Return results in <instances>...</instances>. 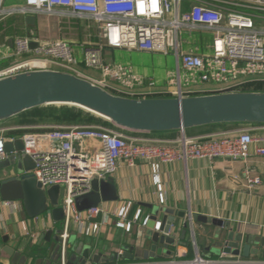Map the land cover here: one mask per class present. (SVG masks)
I'll return each mask as SVG.
<instances>
[{"label": "built area", "instance_id": "obj_1", "mask_svg": "<svg viewBox=\"0 0 264 264\" xmlns=\"http://www.w3.org/2000/svg\"><path fill=\"white\" fill-rule=\"evenodd\" d=\"M5 1L0 0V22L21 15L48 17L60 22L80 21L88 32L95 31L93 44L85 49L82 58L86 67L100 71L101 78L87 77L78 70L69 42L40 43L34 48L35 41L25 36L15 38L14 50L3 57L13 58L14 62L4 67L0 63V79L28 71L63 70L88 79L113 95L143 97L125 91L131 88L129 75L104 61L102 52L107 49L163 56L173 53L178 62L179 82L182 68L198 73L203 83L228 85L225 92L246 91L252 83L264 80V0H25L24 4L12 6H6ZM184 32L211 33L209 53L185 52ZM192 95L179 88L170 96ZM243 127L231 134L193 138L182 134L173 141H152L113 127L83 124L50 126L19 137L2 132L0 163L10 156L5 152L6 142L22 139L29 144L24 153L32 157L35 164L32 172L42 189L61 188L60 205L65 209V218L59 230L60 264H67L72 230L90 229L97 235L102 227L98 219L108 214L103 205L83 213L76 208L75 199L91 191L92 181L113 177L121 164L134 167L138 162L147 163L154 170L160 201L164 203L163 187L157 183L163 164L194 159L246 162L252 152L264 158V126ZM86 142L100 146L87 151ZM234 178L249 189L263 186V179L251 168ZM16 204L5 202L6 207ZM130 209L128 205L113 213L118 219L116 226L128 231L139 221L140 214L131 221ZM168 264H213V261L197 254L192 260Z\"/></svg>", "mask_w": 264, "mask_h": 264}, {"label": "crops", "instance_id": "obj_2", "mask_svg": "<svg viewBox=\"0 0 264 264\" xmlns=\"http://www.w3.org/2000/svg\"><path fill=\"white\" fill-rule=\"evenodd\" d=\"M14 0H10L12 3ZM19 1V0H18ZM20 2L24 4L25 0ZM27 16L9 17L0 22V60L1 66H8L14 62L13 58L3 59L14 50L15 38L29 36L35 44L51 43L59 40L69 42L78 61L77 68L85 76L101 78L100 71L91 69L83 64L85 49L91 46L95 31L88 30L81 24L75 27V21L60 22L48 17L37 18V27L30 28L25 22ZM77 23V22H76ZM46 30V32H45ZM211 38L207 41H185L183 50L207 54L210 51ZM93 44V43H92ZM106 49L102 52L105 62L120 67L125 73L128 70L119 62L122 57L124 64H129L137 75L138 84L133 85L126 92L143 97H168L173 91L181 88V82L168 84V79L155 67L148 68L145 64L147 58L163 55L145 53L140 51H111L105 57ZM107 59L109 61H107ZM123 63V62H122ZM178 68V62L176 59ZM80 68V69H79ZM158 68V67H157ZM150 78L149 86H143L142 77ZM199 75V74H198ZM146 82V81H145ZM228 85H221L210 81L200 82L190 88L182 90L190 95H209L227 91ZM248 90L264 92V80L252 83ZM43 116V114H42ZM41 116L38 110L29 111L15 119L6 121L0 125V134L22 136L31 131H43L50 125ZM44 119V120H43ZM43 120V121H42ZM243 126L222 125L207 128L193 129L185 133L189 138L209 136L212 134H231L239 131ZM4 133V134H5ZM181 132L155 133L154 135H141L152 141H173L182 136ZM96 142H86L87 151L98 148ZM158 172V181L164 191V203H161L154 170L150 165L138 162L134 167L121 164L118 172L113 176L119 192V202L115 204L105 203L103 207L108 214L98 219L102 227L97 235H93L90 229L78 230L74 228L71 238H74L81 246H90L91 255L87 264H155L170 261H186L194 259L197 254L213 261V264H264V158L256 156L253 152L248 161L216 159L213 162L206 159H194L189 161L177 160L173 163L163 164ZM252 169L255 175L263 179V186L249 189L243 181H237L234 177L241 175L245 169ZM2 175L0 174V177ZM130 205L129 220H133L139 214V221L132 224L130 231L116 226L118 219L113 213L122 207ZM164 208L170 211L175 218L171 238L175 245L159 244L166 255L159 261L151 255H156L152 244L147 247L142 238L145 234L146 224L151 216V208ZM195 215L208 219H216L227 225L225 228L215 224L202 223L193 220ZM163 216L158 218L162 221ZM103 220V221H102ZM61 223H55L50 215L45 214L39 218L31 219L23 209L21 203L13 207H6L5 201L0 196V264H60V257L54 256V240H41L42 236L50 229L60 230ZM229 231H236L242 235V240L252 237L257 241L252 250H257L258 255H251L249 259L243 257L224 256L218 247L216 234L219 238ZM245 245V242L243 243ZM13 249L21 255L16 263L12 262V255L7 250ZM149 252V260L145 258V251ZM127 254L117 260L119 255ZM132 257V259H130ZM26 258V261L23 260ZM71 256L67 255V263ZM73 259L74 264L81 263ZM236 261H241L237 263Z\"/></svg>", "mask_w": 264, "mask_h": 264}, {"label": "water", "instance_id": "obj_3", "mask_svg": "<svg viewBox=\"0 0 264 264\" xmlns=\"http://www.w3.org/2000/svg\"><path fill=\"white\" fill-rule=\"evenodd\" d=\"M25 22L30 28L37 27L35 16H27ZM37 46L33 44L32 47ZM47 106H66L84 111L102 119L116 130L133 135L174 132L185 134L193 129L222 125L264 126V92L253 90L209 95L130 98L113 95L90 80L63 70H35L0 79V125L26 112ZM28 146V142L22 139L6 142L5 152L10 156L0 163V196L5 202L21 203L31 219L47 214L51 215L55 223L60 224L65 218V209L60 205L62 190L57 186L42 189L32 172L34 161L30 155L24 153ZM90 189L89 193L75 199L76 208L81 213L96 209L105 203L119 202V192L113 177L92 181ZM151 211L142 240L147 247L154 244L152 248L156 255L152 254L151 257L159 261L166 255V250L163 247L158 249L157 246L175 245L170 236L175 218L164 208L152 207ZM161 216L163 219L159 222L158 218ZM193 220L227 227L216 219L200 215H195ZM215 237L224 256L249 259L253 254L258 255L257 250H252L253 245H257V241L252 237H246L245 245L242 235L236 231H229L220 238L219 234H216ZM51 239L54 240V256L59 258V230L50 229L41 238L48 242ZM68 244L71 260L67 264H74L73 259H82L79 264H87L91 247L81 246L71 237ZM7 253L12 255L13 263L21 259V255L13 249L9 248ZM123 257L130 256L121 254L117 260ZM145 258H149L148 250L145 251ZM23 260L26 261V258Z\"/></svg>", "mask_w": 264, "mask_h": 264}, {"label": "rangeland", "instance_id": "obj_4", "mask_svg": "<svg viewBox=\"0 0 264 264\" xmlns=\"http://www.w3.org/2000/svg\"><path fill=\"white\" fill-rule=\"evenodd\" d=\"M20 2H23L22 0H14L12 1V3H10V0H6L5 4L6 6H12V5H17L20 4ZM250 13H253L252 11H250ZM75 27L79 26L81 23L77 21L74 22ZM46 32V30H45ZM183 39H185L187 42H191V41H199L200 38H203L204 41H207V39L211 38L212 39V35L211 33L207 34V33H192L189 34L188 32H184L183 33ZM106 54L105 57H107V55L110 53V50H105ZM151 58H147V60L145 61V64L148 68L151 67H155V69L160 70L161 73L164 74L165 78L168 79V84H173V83H177L178 82V74H177V64H176V56L171 53L168 54L167 56H162V57H157L155 56L153 61L151 60ZM119 62H117V64H122L126 70H128L129 72V80H131V82H133V85H137L138 84V79H137V75L136 72L134 71V69L129 65V64H124V60L122 57L118 58ZM107 61H109L107 59ZM123 62V63H122ZM107 64H109V62H106ZM158 67V68H157ZM80 69V68H79ZM81 70V69H80ZM179 73L182 76V80H181V90H185L186 88H190L192 87L194 84H198L201 82L200 77L198 75V73L195 72H187L185 70H183L182 68L180 69ZM144 80L143 86H149V80L150 78H145V75L142 77ZM146 81V82H145ZM229 81H232V78H229ZM38 111H46L47 113V117L45 119L46 122H49L50 125H56V126H64V125H96L99 126L101 124H95V120L92 121V117L87 116L85 114H80L79 117H76L75 119H71L72 115L74 114V112H77L75 108H71V107H66V106H61V107H55V106H47V107H43L42 109H37ZM35 111V110H33ZM96 119V118H94ZM98 120H102V119H98ZM103 121V120H102ZM105 122V121H103ZM105 128H110L104 125H101Z\"/></svg>", "mask_w": 264, "mask_h": 264}, {"label": "trees", "instance_id": "obj_5", "mask_svg": "<svg viewBox=\"0 0 264 264\" xmlns=\"http://www.w3.org/2000/svg\"><path fill=\"white\" fill-rule=\"evenodd\" d=\"M77 112H74V114H71L72 115V118L71 119H75L76 117H79V115L80 114H85V115H87V116H90V117H92L91 119H92V121L93 120H95V124H101V125H104V126H107V127H111L107 122H103L102 120H98L97 118L96 119H94L95 117H93L92 115H90V114H88V113H86V112H84V111H79V110H76ZM39 113H41V116H42V114H43V118L44 119H46V117L48 116L47 115V113H46V111H39ZM43 119V120H44ZM47 119H48V117H47ZM42 120V121H43ZM65 126H72V125H65ZM12 136H17V135H12Z\"/></svg>", "mask_w": 264, "mask_h": 264}]
</instances>
